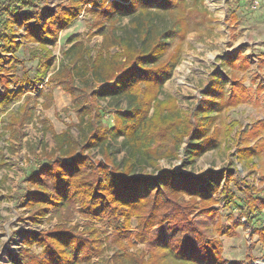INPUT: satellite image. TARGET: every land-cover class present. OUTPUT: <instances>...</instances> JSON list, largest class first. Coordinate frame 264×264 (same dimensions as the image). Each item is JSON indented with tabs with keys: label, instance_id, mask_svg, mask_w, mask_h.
Here are the masks:
<instances>
[{
	"label": "trees",
	"instance_id": "obj_1",
	"mask_svg": "<svg viewBox=\"0 0 264 264\" xmlns=\"http://www.w3.org/2000/svg\"><path fill=\"white\" fill-rule=\"evenodd\" d=\"M36 3L37 0L0 1V84L4 86L0 90V114L9 117L10 127L25 124L33 114L30 96L18 106L22 115L12 111L11 106L26 94L25 84L41 83L46 78L45 86L60 85L71 94L79 114V121L73 126L80 138L70 128L54 132V149L45 156L39 155L24 173L26 186L18 198L27 211L22 218L33 224L43 223L44 218L58 221L46 230H24L23 247L12 256L13 261L16 264H22L23 260L24 264L225 262L221 241L208 236L206 228L194 221L193 214L201 210L209 217L216 216L211 207L219 202L215 194L224 197L229 206L234 194L231 183L235 182L249 196V206L243 212L249 222L251 196L260 198L264 188L254 186L246 178L239 179L232 158L230 166L220 173L209 170L193 176L170 169L151 171L161 158L176 156L182 143H185L184 167L220 146L223 130L212 129L214 118L206 114L217 103L228 110L250 96L244 79L233 74L230 93L221 95L218 101L211 91L208 100L192 115L183 112V116H178L175 100L159 98L175 59L173 54L167 56L173 39L170 34L186 37L213 20L209 11L199 0H68L42 17L36 15ZM83 11L94 13L101 26L104 36L101 48L93 55L82 45L73 47L74 64H66L48 77L54 60L50 45ZM229 14L235 22L236 14ZM124 17L129 18L128 23L117 26ZM23 26L21 35L19 28ZM27 43L37 45L32 57L37 59L36 72L31 76L23 71L17 76L16 69L24 63L17 53ZM236 62L233 59L231 65L236 67ZM243 62L248 65L247 60ZM10 80L20 87L12 88ZM76 80L81 86H77ZM258 89L262 91L264 87L258 85ZM46 96L51 99L52 92ZM101 100L114 106L116 123L112 128L103 123L102 107L97 105ZM123 103L126 107H122ZM262 124L263 127L257 125L236 133L237 153L232 155L248 170L256 169L255 158L264 151V137L250 144L251 137L264 132V121ZM232 129H227L228 134ZM167 140L173 144L172 149L167 147ZM94 150L101 153L102 160L94 159ZM120 152L124 153L121 160L117 158ZM222 179L225 184L221 187ZM180 194L191 198L181 202ZM75 212L108 223L113 231L108 235L107 230L89 221L74 222L71 219ZM134 216L138 223L136 230L131 231ZM261 235L264 238V229ZM108 238L115 245L111 257L107 261H94L103 255ZM125 239L132 246L146 243V249L130 251ZM34 246L40 248L39 252L33 251Z\"/></svg>",
	"mask_w": 264,
	"mask_h": 264
},
{
	"label": "rangeland",
	"instance_id": "obj_2",
	"mask_svg": "<svg viewBox=\"0 0 264 264\" xmlns=\"http://www.w3.org/2000/svg\"><path fill=\"white\" fill-rule=\"evenodd\" d=\"M4 1V0H0ZM193 1V0H192ZM68 0H37V16H47L49 10L56 11ZM210 13L212 21L200 25L196 31H190L186 37L182 34H170L171 45L167 56L173 54V68L170 77L165 80L162 92L159 94L161 101L173 99L176 102L178 113L183 116L194 114L201 103H205L211 96V91L219 101L222 96H227L231 91V76L236 74L244 79L245 85L250 89V96L243 103L226 110L217 104L213 105L210 113L206 114L212 121V129L221 127L223 132L222 143L215 149L205 152L193 163L183 165V144L176 156L161 158L152 172L160 169H170L178 174H191L198 176L211 170L216 173L224 171L230 166L231 158L235 162L236 176L239 179L246 178L258 188H264V151L260 157H256V169L248 170L232 154L237 153L235 139L237 131H247L253 126L263 127L264 121V90L259 91L258 85L264 87V0H199ZM31 9V8H29ZM236 14L235 22L230 14ZM96 16L90 11H83L67 28L60 32L58 40L50 45L53 51V63L48 77L66 64L71 63L75 55L73 47L83 46L93 55L101 48L103 34L101 26L97 24ZM128 17L122 18L116 25H126ZM33 20L30 21V23ZM25 26L19 28V34L24 35ZM102 30V29H101ZM100 33V34H99ZM36 44L27 43L19 51V58L24 60L16 70L17 76L23 71L34 76L37 67V59L32 58ZM113 50V49H112ZM237 59L236 67L231 61ZM244 60L248 65H244ZM45 80L41 83L25 84L26 94L11 106L12 111H17L30 96L29 108L33 114L25 124H14L10 127L9 117L0 114V264H16L12 256L20 252L22 232L39 231L49 229L57 224L58 219H43L41 224H33L23 219L27 215L25 207L19 204L18 198L23 195L26 186L24 173L32 168L33 162L39 155H46L54 147L53 133H61L70 128L76 138H80L79 131L73 125L78 123V108L75 107L72 96L60 85L51 88L45 86ZM77 86H81L76 80ZM10 86L18 89L19 83L10 80ZM4 86L0 84V90ZM41 91H44L45 96ZM52 92V98L46 94ZM222 95V96H221ZM100 105L102 120L105 126L112 128L116 123L113 115L114 106L101 100ZM205 105V104H204ZM122 107H126L123 103ZM181 113V114H180ZM150 116L153 115V109ZM155 116V115H154ZM153 116V117H154ZM229 127L233 129L227 131ZM264 132L251 137L253 145ZM122 137L119 138V141ZM258 143V142H257ZM173 144L167 140V147L172 149ZM230 147V148H229ZM95 160H102L98 150L92 152ZM124 156L123 152L117 154L119 160ZM235 182L231 183L234 193L231 204L227 206L226 199L215 194L219 202L211 207L216 211V216L209 217L197 210L193 214L194 221L205 227L208 236L221 241V256L225 260L222 264H264V238L261 235L264 229V194L260 198L251 196L252 210L249 213V222L243 216L247 210L249 201L246 193L241 191ZM222 179L219 186H224ZM221 189V188H220ZM219 192V191H218ZM181 202L189 201L190 195H179ZM250 209V208H248ZM74 222L81 224L90 222L100 229L107 230L108 235L113 231V226L102 223L96 219L90 220L75 212ZM137 218L131 221V231L136 230ZM208 227V228H207ZM261 231V232H260ZM170 235V232H168ZM133 234H130L132 238ZM171 236V235H170ZM130 251L145 250L146 243L129 244ZM115 245L111 238L105 243V251L99 258L107 261L113 252ZM40 248L33 247V251L39 252ZM25 261H22L24 264ZM105 262H103L104 264Z\"/></svg>",
	"mask_w": 264,
	"mask_h": 264
}]
</instances>
